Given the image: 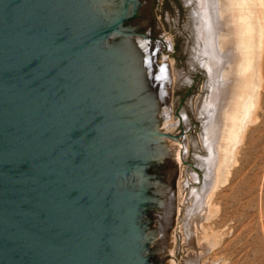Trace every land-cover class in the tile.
<instances>
[{
  "label": "water",
  "instance_id": "1",
  "mask_svg": "<svg viewBox=\"0 0 264 264\" xmlns=\"http://www.w3.org/2000/svg\"><path fill=\"white\" fill-rule=\"evenodd\" d=\"M206 27L203 0H0V264H178Z\"/></svg>",
  "mask_w": 264,
  "mask_h": 264
},
{
  "label": "rangeland",
  "instance_id": "2",
  "mask_svg": "<svg viewBox=\"0 0 264 264\" xmlns=\"http://www.w3.org/2000/svg\"><path fill=\"white\" fill-rule=\"evenodd\" d=\"M260 69L262 90L253 120L243 132L225 180L209 201V212H194V197L203 194L209 176L204 166L211 154L206 147L211 125L206 114L212 106L208 100L212 78L205 65L203 115L184 145L178 172L182 191L180 197L177 190L176 207L179 203L181 211L174 219L169 261L264 264V54Z\"/></svg>",
  "mask_w": 264,
  "mask_h": 264
},
{
  "label": "bare ground",
  "instance_id": "3",
  "mask_svg": "<svg viewBox=\"0 0 264 264\" xmlns=\"http://www.w3.org/2000/svg\"><path fill=\"white\" fill-rule=\"evenodd\" d=\"M203 1L207 14L205 65L212 78L208 99L212 106L206 114L211 123L206 147L211 154L203 165L209 176L203 194L194 197V212H209V201L225 180L243 132L253 120L262 90L264 54V0ZM183 149L177 157L179 167ZM181 184L178 182V194ZM180 211L178 203L177 218ZM170 255L172 258L173 249Z\"/></svg>",
  "mask_w": 264,
  "mask_h": 264
}]
</instances>
